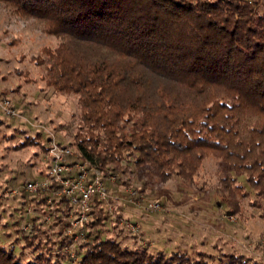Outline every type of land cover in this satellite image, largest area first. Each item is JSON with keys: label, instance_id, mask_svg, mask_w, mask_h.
I'll list each match as a JSON object with an SVG mask.
<instances>
[{"label": "trees", "instance_id": "obj_1", "mask_svg": "<svg viewBox=\"0 0 264 264\" xmlns=\"http://www.w3.org/2000/svg\"><path fill=\"white\" fill-rule=\"evenodd\" d=\"M1 1L60 38L48 54L46 82L77 95L81 158L115 171L128 156L166 180L192 177L213 155L224 171L244 173L264 215V0ZM36 142L25 135L18 145ZM103 203L95 200L85 222L78 264H264L239 251L219 253L214 262L209 252L125 247L113 235L93 234L105 218ZM237 204L231 200V210ZM57 208L67 213L69 205L63 200ZM22 239L17 253L0 241V264L70 258L51 251L50 233L22 232ZM26 247L32 254L23 260Z\"/></svg>", "mask_w": 264, "mask_h": 264}, {"label": "rangeland", "instance_id": "obj_2", "mask_svg": "<svg viewBox=\"0 0 264 264\" xmlns=\"http://www.w3.org/2000/svg\"><path fill=\"white\" fill-rule=\"evenodd\" d=\"M59 42L58 36L43 29L41 21L19 15L0 0V98L8 97L17 112L9 115L0 107V241L12 244L15 253L23 244L22 232H47L56 241L64 220L40 221L43 202L39 194H11L10 189H20L23 181L41 175L46 166L41 145L47 131L75 150V134L85 129L77 95L56 90L46 82L48 54ZM25 135L37 142L18 145ZM223 168L218 157L208 155L192 177L173 174L159 180L125 156L119 169H109L117 173L115 181L107 182L110 194L124 185L135 186L142 203L156 200L161 208L145 211L125 200H110L111 210L102 204L106 209L103 223L91 230L100 236L113 235L125 247L143 246L152 253L166 255L184 249L198 257L199 252H209L216 262L219 253L239 251L264 261V215L252 204L257 196L244 173ZM229 175L232 181H228ZM236 183L242 186L237 188ZM233 199L238 203L236 210H231ZM24 204L31 205L27 214ZM23 218L30 222L26 229ZM126 221L135 229L126 226ZM23 251V260L32 254L28 247ZM78 258L70 257L59 264H78Z\"/></svg>", "mask_w": 264, "mask_h": 264}, {"label": "built area", "instance_id": "obj_3", "mask_svg": "<svg viewBox=\"0 0 264 264\" xmlns=\"http://www.w3.org/2000/svg\"><path fill=\"white\" fill-rule=\"evenodd\" d=\"M0 107L6 114H17L8 97L0 98ZM47 132L43 154L46 173L26 179L20 189L11 188L9 193L18 195L27 192L32 195L37 193L43 202L40 221L53 222L57 216H60L59 223H63L62 220H64L61 226L63 229L51 249L52 252L64 253L75 260L78 258L74 252V246L78 240L87 239L84 230L85 222L91 218L95 211L96 199L104 201L108 210L112 208L110 200H125L141 206L145 211H155L161 208V203L156 200L142 203L141 193L135 186L124 185L115 193L110 194L107 182L115 181L116 172L109 169L102 171L94 164L81 158L79 153L68 144L59 142L52 132ZM63 200H66L69 205L67 213H63L61 209L57 208L58 205H63ZM23 207L25 214L31 211L30 204H24ZM125 223L132 230L135 229V225L131 222L126 221ZM29 224V220L23 218V229H26ZM64 237H68L70 241L60 244V240Z\"/></svg>", "mask_w": 264, "mask_h": 264}]
</instances>
